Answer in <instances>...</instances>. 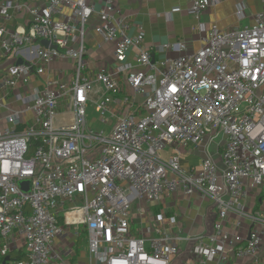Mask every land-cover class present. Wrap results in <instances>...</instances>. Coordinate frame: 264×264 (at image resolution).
<instances>
[{
    "label": "built area",
    "instance_id": "2783aa9c",
    "mask_svg": "<svg viewBox=\"0 0 264 264\" xmlns=\"http://www.w3.org/2000/svg\"><path fill=\"white\" fill-rule=\"evenodd\" d=\"M38 1L0 0V49L11 58L0 68V254L13 234L27 250L4 264H62L54 239L70 226L86 232L89 264H172L180 245L195 264H264V214L246 204L264 184V8L241 28L212 24L194 52L165 44L181 53L155 59L115 0ZM219 1L191 0L189 11ZM21 10L26 27L15 24ZM93 26L114 46L111 70L88 71ZM89 104L113 121L107 132L88 124ZM189 144L202 153L196 166L181 162L177 147ZM174 191L211 201L209 232L182 236L152 209Z\"/></svg>",
    "mask_w": 264,
    "mask_h": 264
},
{
    "label": "crops",
    "instance_id": "0c3cea01",
    "mask_svg": "<svg viewBox=\"0 0 264 264\" xmlns=\"http://www.w3.org/2000/svg\"><path fill=\"white\" fill-rule=\"evenodd\" d=\"M24 1L30 5L38 4V0H14ZM191 0H115V6L130 24V35L142 31L144 35L143 47L148 49L153 58L176 57L181 51L170 47L160 50L165 44L174 45L182 42L185 45L184 52H194L202 44L201 39L209 33L210 26L216 24L224 30L231 27H244L250 25L254 15L264 8V0H220L216 4L208 6L198 17L189 11ZM242 3L241 17H238V4ZM25 10L15 13V24L21 27L27 26ZM85 61L88 71L111 70L114 64L113 44L101 40L95 26L87 29ZM136 49H131L127 62L134 65ZM0 49V68L6 67L10 57L3 56ZM64 65V67H61ZM70 61H56L53 64L55 70L67 68ZM97 88V86H96ZM99 89V87L97 88ZM181 162L185 166H196L202 157L201 151L189 144L179 146ZM175 150L174 147L162 150L161 155L167 158ZM249 210H256L264 214V184L251 189L246 197ZM152 209L156 212L163 211L167 216L175 219L174 231L180 235H195L207 233L215 217V210L208 199H201L196 194L186 195L181 191L164 193L159 203H153ZM71 216L74 213H69ZM138 222L131 224L132 232L137 233L138 225H145L143 220L135 218ZM136 225V226H135ZM247 225V224H246ZM74 227H65L64 232L54 239L53 251L57 253L62 264H89L87 252V235L81 229L80 235H75ZM3 240L0 238V248ZM188 246L180 245L181 252L172 264H195L194 258L188 250ZM230 251V248H227ZM27 250L22 239L13 234L10 236L9 247L6 254H0V264L9 261L25 260ZM232 252V249L230 253ZM264 256V244L261 251ZM249 257L236 259L230 255L227 262L220 264H250ZM208 264H215L209 261Z\"/></svg>",
    "mask_w": 264,
    "mask_h": 264
},
{
    "label": "rangeland",
    "instance_id": "374dc122",
    "mask_svg": "<svg viewBox=\"0 0 264 264\" xmlns=\"http://www.w3.org/2000/svg\"><path fill=\"white\" fill-rule=\"evenodd\" d=\"M61 67H64V65H61ZM143 100H144V97L139 96L137 99V102H142ZM86 110H87L88 124L91 126L92 129L97 130V131L98 130H104L105 132H107L109 130L113 121L103 122L102 119L99 118V114H97L93 110L92 104H89L87 106Z\"/></svg>",
    "mask_w": 264,
    "mask_h": 264
},
{
    "label": "water",
    "instance_id": "95a60500",
    "mask_svg": "<svg viewBox=\"0 0 264 264\" xmlns=\"http://www.w3.org/2000/svg\"><path fill=\"white\" fill-rule=\"evenodd\" d=\"M41 43L44 44V45H47L48 42L46 40H42ZM21 187L26 189L27 188V183L26 182L22 183Z\"/></svg>",
    "mask_w": 264,
    "mask_h": 264
},
{
    "label": "bare ground",
    "instance_id": "6f19581e",
    "mask_svg": "<svg viewBox=\"0 0 264 264\" xmlns=\"http://www.w3.org/2000/svg\"><path fill=\"white\" fill-rule=\"evenodd\" d=\"M67 216H68V217H71V215H70L69 213L67 214Z\"/></svg>",
    "mask_w": 264,
    "mask_h": 264
},
{
    "label": "trees",
    "instance_id": "16d2710c",
    "mask_svg": "<svg viewBox=\"0 0 264 264\" xmlns=\"http://www.w3.org/2000/svg\"><path fill=\"white\" fill-rule=\"evenodd\" d=\"M4 256V255H3Z\"/></svg>",
    "mask_w": 264,
    "mask_h": 264
}]
</instances>
